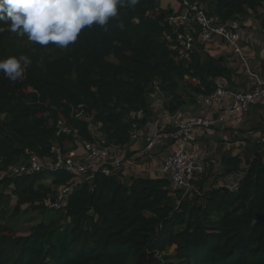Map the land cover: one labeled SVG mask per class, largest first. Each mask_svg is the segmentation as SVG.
Instances as JSON below:
<instances>
[{"label":"trees","instance_id":"16d2710c","mask_svg":"<svg viewBox=\"0 0 264 264\" xmlns=\"http://www.w3.org/2000/svg\"><path fill=\"white\" fill-rule=\"evenodd\" d=\"M195 1L215 23L252 16L264 29V0ZM176 11L157 0L126 2L107 30L94 24L64 49L20 38L0 22V60L10 52L31 60L15 82L0 72V174L30 155L53 158L54 145L63 154L76 140L92 141L95 132L119 151L153 117L196 106L220 80L232 83L234 72L208 45L196 44L185 59L166 41ZM79 106L92 118L93 134L85 118H75ZM58 123L72 133L57 135ZM244 142L240 155L220 158L222 175L241 176L235 189L210 182L211 168L185 194L161 175L124 182L122 171L92 172L55 210L44 203L72 183L67 172L0 176V264H264V145ZM28 211L40 220L19 235L17 220Z\"/></svg>","mask_w":264,"mask_h":264},{"label":"built area","instance_id":"2783aa9c","mask_svg":"<svg viewBox=\"0 0 264 264\" xmlns=\"http://www.w3.org/2000/svg\"><path fill=\"white\" fill-rule=\"evenodd\" d=\"M168 25L173 29L174 34L167 35L165 39L173 44L174 49L179 50L180 58L187 59L196 44L208 45L215 39L226 43L234 54H241L240 22L215 23L207 17L205 7L198 1L181 0L177 11L168 18ZM250 77L253 79V85L248 89L244 87L230 89L225 80H220L215 92L202 98V104L209 108H214L225 100H229L228 109L223 110L216 118L195 117L183 120L177 114L170 115L163 112L147 123L153 132L146 139V151H152L161 144L170 143L171 151L157 171L161 176L168 178L173 189L181 190L184 194L194 190L193 183L196 176L203 170L199 164V156L189 149L195 140V130L215 128L229 117L247 114L253 105L264 101V79L257 74H250ZM154 86L157 94V83H154ZM135 115L139 118L143 116L142 112ZM75 118L79 120L85 118L89 131L94 133L92 118L86 116L82 106L78 107ZM167 124L170 125L171 131H166ZM57 129V135L72 133L61 123H58ZM94 136L92 141H75L78 145L76 148L82 151L80 155L77 149H73L74 147H67L62 154L57 145L53 146L54 156L48 159L50 161L48 169L63 170L73 176V181L71 184L60 187L54 199L50 197L47 199L45 204L49 208L56 210L65 206L75 186L91 178L89 173L100 172L104 176H111L133 164V160L124 159L118 150L107 146L103 138L96 136L95 133ZM72 137L76 138L75 133ZM137 137V132H132L131 140L135 141ZM259 141L264 145V131ZM42 170V160L34 155H30L25 164H16L8 168L12 176L36 174ZM235 187L236 185H233L230 189H235Z\"/></svg>","mask_w":264,"mask_h":264},{"label":"crops","instance_id":"0c3cea01","mask_svg":"<svg viewBox=\"0 0 264 264\" xmlns=\"http://www.w3.org/2000/svg\"><path fill=\"white\" fill-rule=\"evenodd\" d=\"M240 24V55L234 54L226 43L218 39L213 40L206 48L215 56L224 57L228 68L234 72L236 77L232 78V83L226 82L227 87L237 89L235 87L240 86L248 89L253 85V79L250 74H257L264 79V29L260 20H256L252 16L240 22ZM157 102L159 101L153 102L151 106L153 112H156ZM228 107L229 100H225L214 108H209L202 104V98H200L196 106H189L179 111L177 115L183 120L195 117L212 118L217 117L219 113L228 109ZM150 122L151 120L148 123ZM243 131H246L247 136L242 137ZM262 131H264V101L253 105L247 114L229 117L213 129L195 130V140L189 149L199 156V164L203 167V170L205 168L210 169V167H206L209 163H212V165L219 163L218 167L221 169L220 158L222 155H240L245 145L244 140L255 138L259 141ZM152 132L151 126L145 125L142 130L137 132V139L132 141L129 147L119 150L121 156H127L128 153H132L128 159L133 160V164L126 166L122 170L125 182H128L132 177H143L142 175H146L149 178L161 175L157 171L158 162L161 161L162 163L164 158L170 153L171 147L168 143H164L152 151H146V139ZM77 153L80 155L82 151L78 149ZM130 173H133L134 176L128 178ZM211 173L209 172L208 175L210 179L212 177ZM231 177L232 174L225 176L224 179L230 180ZM212 178L215 179L216 177ZM213 179H211L212 182ZM216 184L219 185V182ZM236 184L237 182L234 185Z\"/></svg>","mask_w":264,"mask_h":264},{"label":"clouds","instance_id":"9594fccd","mask_svg":"<svg viewBox=\"0 0 264 264\" xmlns=\"http://www.w3.org/2000/svg\"><path fill=\"white\" fill-rule=\"evenodd\" d=\"M139 0H0V22L18 36L41 46L50 43L64 49L74 44L82 30L94 24L107 30L118 7ZM0 27V32L4 31ZM31 60L24 55L0 60V72L15 82L22 78Z\"/></svg>","mask_w":264,"mask_h":264},{"label":"rangeland","instance_id":"374dc122","mask_svg":"<svg viewBox=\"0 0 264 264\" xmlns=\"http://www.w3.org/2000/svg\"><path fill=\"white\" fill-rule=\"evenodd\" d=\"M157 1H158V4H159V7L162 8V9H164V10H168V9L175 10L176 7H177V1L176 0H157ZM20 38L19 37H15L14 39H11V40H12V42L15 45H22V42H21L22 40H20ZM2 44H6L5 52L6 53H9V47L7 46L8 40L2 41ZM10 56H12V52H10L9 55H7L6 57H4L3 59H7ZM156 101H158L157 94H155V98H154V102H156ZM157 105H160V102L159 103L157 102ZM245 133H246V131H243L242 132V137L247 136V133L246 134ZM95 134H96V132H95ZM77 146L78 145H76L75 143H73V147H74L73 149H77L78 150V148H76ZM123 156L125 157V155H123ZM24 162H19V163H16V164L17 165H22V164H25ZM160 163H161V161L158 162V167L157 168H160V166L162 164V163L161 164ZM42 165H43V170H47L50 167V161L48 159L43 160L42 161ZM89 165H90V163H89ZM218 165H219V163H214L213 165H212V163H209L206 166L207 168L208 167L212 168L211 169V172H212L211 175H212V177H216L215 179H213L211 177V179H213V181L214 180L215 181L217 180L216 183L219 182V185H224V186H227V187L231 188L236 182H238V178H240L241 176H239V175H233L232 174V177H231L230 180L229 179H226L225 180L224 177L227 176V175H222L223 174L222 173V168L220 169V167H218ZM6 174H9V171L8 170L5 172V174H0V176L2 177L4 175H6ZM10 176H12V175H10ZM132 176H134V174L133 173H130V175H129L128 178H130ZM142 176L143 177H146V175L145 176L142 175ZM123 178L125 179V177H123ZM211 179H210V182H212ZM125 181L126 180H124V182ZM14 201H15V199H13V202ZM44 205L46 207H48L45 203H44ZM26 213L24 215H22V218L20 220L19 219L17 220L18 221L17 222L18 224H16L17 228H16L15 231L19 232V235L27 234L28 229L30 227H32L35 223H37L40 220V215H37V213L31 212V211H28ZM14 222H15V220H14Z\"/></svg>","mask_w":264,"mask_h":264}]
</instances>
